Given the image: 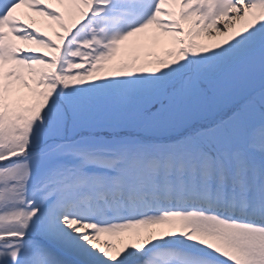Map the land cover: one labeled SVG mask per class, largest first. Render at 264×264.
<instances>
[{"label": "snow or ice", "instance_id": "6c2138e0", "mask_svg": "<svg viewBox=\"0 0 264 264\" xmlns=\"http://www.w3.org/2000/svg\"><path fill=\"white\" fill-rule=\"evenodd\" d=\"M0 264H264V0H0Z\"/></svg>", "mask_w": 264, "mask_h": 264}]
</instances>
